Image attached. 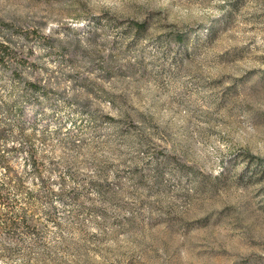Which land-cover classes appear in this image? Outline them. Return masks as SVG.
Here are the masks:
<instances>
[{
	"label": "rangeland",
	"instance_id": "rangeland-1",
	"mask_svg": "<svg viewBox=\"0 0 264 264\" xmlns=\"http://www.w3.org/2000/svg\"><path fill=\"white\" fill-rule=\"evenodd\" d=\"M0 264H264V0H0Z\"/></svg>",
	"mask_w": 264,
	"mask_h": 264
},
{
	"label": "trees",
	"instance_id": "trees-1",
	"mask_svg": "<svg viewBox=\"0 0 264 264\" xmlns=\"http://www.w3.org/2000/svg\"><path fill=\"white\" fill-rule=\"evenodd\" d=\"M138 25H141V23H138V24H137V27H141V26H138Z\"/></svg>",
	"mask_w": 264,
	"mask_h": 264
}]
</instances>
